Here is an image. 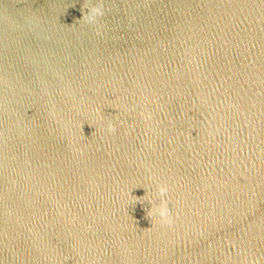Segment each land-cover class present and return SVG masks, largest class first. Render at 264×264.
<instances>
[{"label":"water","instance_id":"water-1","mask_svg":"<svg viewBox=\"0 0 264 264\" xmlns=\"http://www.w3.org/2000/svg\"><path fill=\"white\" fill-rule=\"evenodd\" d=\"M0 264H264V0H0Z\"/></svg>","mask_w":264,"mask_h":264},{"label":"clouds","instance_id":"clouds-1","mask_svg":"<svg viewBox=\"0 0 264 264\" xmlns=\"http://www.w3.org/2000/svg\"><path fill=\"white\" fill-rule=\"evenodd\" d=\"M86 15L89 18V22L94 23L98 17L103 15V11L99 7H92L88 9ZM115 130H116L115 125L109 122L107 125L108 133L110 134L114 133ZM155 192L156 195L159 197V203L157 204L156 202H154L155 199L150 200L152 206L148 210V212L151 213L153 216H155L160 223L171 226V224L173 223V219L168 206L169 205V201L167 198V194L169 192L168 184L165 182L157 183ZM141 198L143 197L137 199L141 200Z\"/></svg>","mask_w":264,"mask_h":264}]
</instances>
